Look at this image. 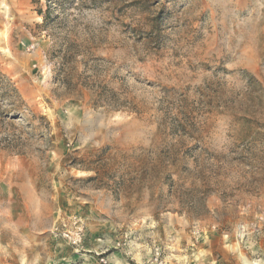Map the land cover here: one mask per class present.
I'll use <instances>...</instances> for the list:
<instances>
[{"label":"rangeland","instance_id":"rangeland-1","mask_svg":"<svg viewBox=\"0 0 264 264\" xmlns=\"http://www.w3.org/2000/svg\"><path fill=\"white\" fill-rule=\"evenodd\" d=\"M258 247L264 0H0V264Z\"/></svg>","mask_w":264,"mask_h":264},{"label":"built area","instance_id":"built-area-1","mask_svg":"<svg viewBox=\"0 0 264 264\" xmlns=\"http://www.w3.org/2000/svg\"><path fill=\"white\" fill-rule=\"evenodd\" d=\"M263 219V218H261ZM77 223H75L74 226H76ZM256 231H259L257 228H255ZM254 229V230H255ZM240 234H245L246 229L244 227H241L239 229ZM60 237L65 239L77 252L81 250L82 248V241L84 238L83 230L80 226L74 227L72 230L64 229L59 234ZM103 261V260H102Z\"/></svg>","mask_w":264,"mask_h":264},{"label":"bare ground","instance_id":"bare-ground-1","mask_svg":"<svg viewBox=\"0 0 264 264\" xmlns=\"http://www.w3.org/2000/svg\"><path fill=\"white\" fill-rule=\"evenodd\" d=\"M6 7V6H5ZM6 10V9H5ZM245 264H257L256 262H248V261H244Z\"/></svg>","mask_w":264,"mask_h":264},{"label":"crops","instance_id":"crops-1","mask_svg":"<svg viewBox=\"0 0 264 264\" xmlns=\"http://www.w3.org/2000/svg\"><path fill=\"white\" fill-rule=\"evenodd\" d=\"M261 249H262L263 252H261ZM261 249H260V247H258V250H257V251H258V252H261V254L264 255V248H261Z\"/></svg>","mask_w":264,"mask_h":264}]
</instances>
